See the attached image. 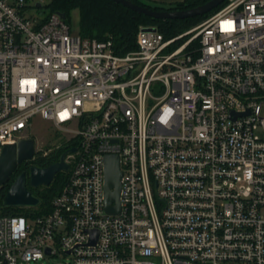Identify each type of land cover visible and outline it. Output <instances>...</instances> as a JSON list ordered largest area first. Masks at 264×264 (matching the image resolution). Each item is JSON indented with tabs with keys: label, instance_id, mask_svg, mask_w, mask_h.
I'll return each mask as SVG.
<instances>
[{
	"label": "built area",
	"instance_id": "1",
	"mask_svg": "<svg viewBox=\"0 0 264 264\" xmlns=\"http://www.w3.org/2000/svg\"><path fill=\"white\" fill-rule=\"evenodd\" d=\"M28 2L43 14L0 0V154L35 116L76 153L48 214L0 217V264H264V0H226L170 38L141 27L125 54Z\"/></svg>",
	"mask_w": 264,
	"mask_h": 264
},
{
	"label": "trees",
	"instance_id": "2",
	"mask_svg": "<svg viewBox=\"0 0 264 264\" xmlns=\"http://www.w3.org/2000/svg\"><path fill=\"white\" fill-rule=\"evenodd\" d=\"M46 9L49 14L61 13L69 17L71 12L79 13L78 34L83 38L105 40L111 39L117 54H125L135 49L136 35L141 27L155 28L166 38L176 36L190 28L200 24L221 6L203 16H197L184 20H157L143 14L127 9L120 4L110 0H47ZM136 5L147 7L156 11H181L194 8L209 0H183L176 2L167 8L161 6H150L141 0H128ZM69 144V145H68ZM73 145V141H65L55 152L45 157H36L24 162L17 167L11 179L0 187V217L28 216L29 218L43 216L51 211L52 200L60 193L66 181V173H59L55 176L49 186H42L34 189L27 183L28 189L34 196L39 198L40 204L37 209L31 208H6L2 205V200L13 183L14 179L22 172L28 173L31 166L47 167L59 160L60 155Z\"/></svg>",
	"mask_w": 264,
	"mask_h": 264
},
{
	"label": "water",
	"instance_id": "3",
	"mask_svg": "<svg viewBox=\"0 0 264 264\" xmlns=\"http://www.w3.org/2000/svg\"><path fill=\"white\" fill-rule=\"evenodd\" d=\"M116 4L130 9L138 14H143L157 20H184L197 16H203L213 11L226 0H209L203 5L181 10V11H156L147 7L136 5L128 0H110ZM40 7L38 3L36 5ZM62 20H66V16L57 13ZM143 31H155L154 28H145ZM76 149L71 148L64 151L59 160L47 167L31 166L28 173H20L11 184L5 194L2 205L6 208H37L40 204L39 198L34 196L28 189L30 187L38 189L42 186H49L55 176L59 173H66L69 170V165L65 161L66 156L75 154ZM35 155V142L32 139H23L13 145L3 147L0 154V187L6 184L17 167L24 162L33 159ZM104 209L109 215H119L121 212L120 206V190H121V172L119 170V159L117 156H106L104 158ZM91 238L90 244H95L98 238V232L95 230L89 231ZM70 252H67L69 254ZM45 254L49 255V249L45 250Z\"/></svg>",
	"mask_w": 264,
	"mask_h": 264
},
{
	"label": "rangeland",
	"instance_id": "4",
	"mask_svg": "<svg viewBox=\"0 0 264 264\" xmlns=\"http://www.w3.org/2000/svg\"><path fill=\"white\" fill-rule=\"evenodd\" d=\"M147 5L150 6H161L167 8L170 5H173L176 2H181L183 0H141ZM48 4L47 0H43L42 11L43 14L39 16L40 9L35 7L34 2H28V5L33 7V10L29 12V16H39L43 17L48 14V10L45 8ZM65 22L71 27L72 30L78 34L79 29V13L78 11H73L66 18ZM24 139H32L35 142V155L36 157H45L51 153H55L65 141H68V138L63 136L57 129L46 120H43L39 116H35L31 121V126L24 134ZM69 145V144H68ZM27 209V208H25ZM37 209V208H31ZM28 218V216H24ZM17 264H27L24 262H18ZM29 264H72L70 257L65 255H56L45 257L42 260L33 261Z\"/></svg>",
	"mask_w": 264,
	"mask_h": 264
}]
</instances>
